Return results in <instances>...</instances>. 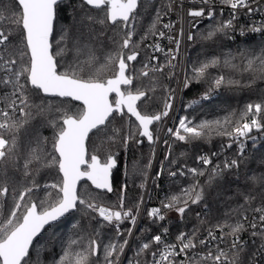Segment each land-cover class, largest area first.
Here are the masks:
<instances>
[{"label": "snow or ice", "instance_id": "6c2138e0", "mask_svg": "<svg viewBox=\"0 0 264 264\" xmlns=\"http://www.w3.org/2000/svg\"><path fill=\"white\" fill-rule=\"evenodd\" d=\"M189 3L0 0V264H32L45 236L49 244L57 236L61 240L51 264H264V170L254 174L242 167L249 141L264 138V92L213 119L191 114L212 103L221 89L253 91L264 82V0ZM68 8L71 23L65 24ZM256 13L259 21L241 23L242 15L251 19ZM205 19L212 23L200 31ZM237 34L259 39L235 52L215 53ZM104 37L110 48L101 61L94 45L103 46ZM197 40L213 53L185 64L182 45ZM69 42L77 54L87 50L88 58L67 62ZM222 68L233 74L210 71ZM197 86L203 90L183 99L181 90L187 96ZM177 104L185 114L166 128L170 138L192 146L220 139L218 150L195 157V166L173 157L169 139L161 141L160 126ZM37 115L53 134L37 132L22 146L20 132ZM145 139L147 161L135 162L131 173L124 166L126 181L140 178L138 196L130 199L127 182L114 188L113 170H119L120 150L127 153ZM161 142L166 151L152 174ZM52 173L55 178L46 182ZM165 176L184 178L186 186L146 210L158 233L145 226L135 235L145 197L152 198L149 180L159 188ZM112 193L115 203L105 202ZM225 196L222 214L198 210ZM169 213L195 223L173 234Z\"/></svg>", "mask_w": 264, "mask_h": 264}, {"label": "trees", "instance_id": "16d2710c", "mask_svg": "<svg viewBox=\"0 0 264 264\" xmlns=\"http://www.w3.org/2000/svg\"><path fill=\"white\" fill-rule=\"evenodd\" d=\"M74 3L78 2V0H73ZM149 12H151V9H149ZM64 19L62 20V23L68 24L71 23V9H66L65 13L63 14ZM219 18V17H218ZM150 23V18L148 15L145 16L144 21L142 22V27L146 30L148 24ZM212 21L207 22L205 25L199 28L200 31H203L205 28L209 27ZM259 38L251 39V40H245V41H225L224 47H216L215 53L219 54L221 51L224 53H227L229 51L235 52L238 47H243L245 44H254L258 41ZM104 44L101 46V44L96 43L94 45L95 48V55L101 58V61L103 60V57L106 53V51L109 50L110 45L108 44L107 38H103ZM213 53V50L211 48L205 47L204 42H201L197 40L196 42H190L188 46V64H190L192 61H196L198 58L200 60H203L206 55H211ZM88 58L87 50H82L79 54L75 51L73 45L71 42H69L68 45V51L65 55V60L67 62H72L74 60L83 61ZM214 74H219L220 72H223L225 75L233 74V70L231 68H222V69H211ZM244 77L246 78L248 76V73L245 72ZM245 82L246 79H245ZM144 84H147L148 81H143ZM175 83H172V87L175 88ZM203 88L201 86H197L193 89L192 92L188 93L187 96H184L183 99H189L196 95L198 91H202ZM260 92H264V82H257V85L255 86V89L253 91H249L248 89H243L239 91H232L229 89H221L218 94L214 95L213 102L210 104H205L203 108H198L196 112L190 113L192 115H196L197 119H213L217 116H222L225 114V111L230 108H243V105L250 100H254L258 98V95ZM157 97L160 95V89H157L156 93ZM35 103H39V99L36 98L34 100ZM151 107V105H150ZM181 114L184 115L185 113L181 111ZM50 118V117H49ZM45 119V117L42 116H35V118L31 121L30 125L25 126L24 129L20 132V142L22 146H26L28 140L35 136L37 132L42 134L43 136H47L51 138L52 136V129L50 127L43 126L42 121ZM116 127H121V122L117 121L114 122ZM101 138H97L96 143L99 145ZM172 144L173 148V157L177 158L180 162H186L189 166H195L194 160L195 157L203 154L205 152H211L216 151L219 148L220 139H214L212 144H206V143H199L198 146H192V145H183V142L179 141H172L170 142ZM91 150V148H90ZM150 148L145 140V143L137 148H133L127 153L120 150V155L118 157V166L119 170H114L113 176H114V188H118L120 185L124 184L125 182L128 183V197L136 198L138 196V188L137 185L140 183V178L138 176H130L129 179H127L124 176V166L127 165L129 172L131 173L133 164L135 162H139V164L143 165L149 156ZM181 153H187V155H181ZM233 153H229L231 155ZM246 154L248 156V161L245 166L243 167V170L245 172H251L254 174H259L262 170H264V163H262V160H264V138H259L255 143L252 141H249V148L246 150ZM47 171V170H45ZM44 173L42 172V175ZM55 178V173H52L49 177H46V182H51L52 179ZM228 180H235L236 177H228ZM203 182V178H202ZM241 185L244 183L243 177L240 178ZM160 184V192L163 195L162 200L165 198V196L176 193L179 191L180 186L185 184L184 178H168V177H162L159 181ZM230 187L232 189H235L237 187L236 184H231ZM230 195V193H229ZM105 202L115 203L117 197L114 193L108 194L106 197H104ZM228 199V196H225L224 199L221 200H213L209 203V206L207 209H198L202 212H207L209 216H215L218 214H222L225 211V200ZM148 209V208H147ZM172 221L174 223L175 228H191L193 223H195L194 218L190 220L187 224L180 222L177 219V214L172 213ZM145 226H149L152 230L153 225L151 224V221L147 219L146 212L143 218L142 227L143 229ZM140 229V230H141ZM137 233L139 235L140 233ZM63 231V229H61ZM110 232L111 230H107ZM60 245L61 240L59 239V236L53 238V243L49 244L48 242V236H45V239L41 241L40 244V251L41 256L38 259L36 254L33 253L32 256V264H51L53 255H57L60 253ZM47 246L50 251H45L44 248ZM132 251H129L128 258L132 256Z\"/></svg>", "mask_w": 264, "mask_h": 264}, {"label": "built area", "instance_id": "2783aa9c", "mask_svg": "<svg viewBox=\"0 0 264 264\" xmlns=\"http://www.w3.org/2000/svg\"><path fill=\"white\" fill-rule=\"evenodd\" d=\"M185 2V7H190L192 6L190 3H189V0H184ZM228 17V9L225 8L224 9V17L223 18H227ZM172 19L174 21H176L178 19V16H177V13L176 12H173L172 14ZM261 19V14L260 13H256V14H253L251 19H249L248 16H241V23H251L252 20H255V21H259ZM207 22H209V20L205 19L203 22L200 23L199 25V28L202 27L203 25H205ZM179 26V25H178ZM195 31V30H194ZM256 38H259L258 35H254L252 36L250 39L248 38H243V37H240L239 34L236 35V39L234 42H238V41H245V40H251V39H256ZM166 43V42H164ZM189 43L190 42H185L184 45H182V49H181V60L182 62H184L185 64H188V46H189ZM179 70H178V75H179ZM176 84V83H175ZM175 87H177V85H175ZM186 91V90H181V95L182 97L183 96V92ZM181 105L177 104L175 106V110L173 113H170V116L169 118L162 124V127H163V130H162V133H161V141L165 138L169 139V142L172 141L173 138H170L167 133H166V128L167 127H174L175 124L178 122L177 121V117L178 116H181ZM157 146V157H156V160L154 161V164H153V168H152V174H154L157 170H158V164H159V161L163 159V156H162V159H160V155H161V148L163 147V143H159ZM149 192L151 193V196L152 198L151 199H148L147 198V195L145 197V204L144 206H142L141 208V217L140 219L138 220V224H137V229H136V232H135V235H137V233L139 232V230L141 229L142 227V222H143V218H144V215H145V212L147 210V208H151V207H158L160 206V202L163 198V195L161 194L160 192V187L159 188H155L153 185H152V182H151V179L149 180ZM170 217H172V213H169ZM161 223H164V222H161ZM170 225H171V228H170V231L175 234L177 232V229L175 228L174 226V223L172 221V219L168 222ZM152 232H156L158 233L159 232V228L156 227V226H153ZM244 239H248V235L245 234L244 236ZM128 253L129 251L126 250V257L128 256Z\"/></svg>", "mask_w": 264, "mask_h": 264}, {"label": "rangeland", "instance_id": "374dc122", "mask_svg": "<svg viewBox=\"0 0 264 264\" xmlns=\"http://www.w3.org/2000/svg\"><path fill=\"white\" fill-rule=\"evenodd\" d=\"M175 83V82H174ZM181 116H182V114H180ZM162 130H163V127H162V125L160 126V129H159V134H160V136H161V133H162ZM166 151V146L163 144V147L161 148V155H160V159H162V156H163V154H164V152ZM157 146H156V157H157ZM153 164H154V162H153Z\"/></svg>", "mask_w": 264, "mask_h": 264}, {"label": "water", "instance_id": "95a60500", "mask_svg": "<svg viewBox=\"0 0 264 264\" xmlns=\"http://www.w3.org/2000/svg\"><path fill=\"white\" fill-rule=\"evenodd\" d=\"M76 103H79V102H76ZM146 140V139H145ZM114 170H116V169H114ZM114 170H113V172H114ZM43 235V234H42Z\"/></svg>", "mask_w": 264, "mask_h": 264}]
</instances>
